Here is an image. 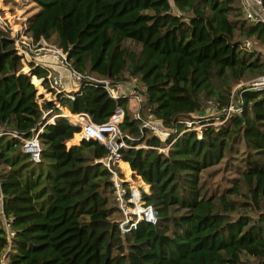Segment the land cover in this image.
<instances>
[{
    "label": "trees",
    "instance_id": "16d2710c",
    "mask_svg": "<svg viewBox=\"0 0 264 264\" xmlns=\"http://www.w3.org/2000/svg\"><path fill=\"white\" fill-rule=\"evenodd\" d=\"M27 1L33 40L52 38L82 73L134 77L143 104L170 127L202 112L206 98L224 104L246 73H264V50L243 45L264 46V25L246 21L238 0ZM29 68L46 83V68ZM240 94L241 112L205 125L202 138L185 131L164 140L141 136L129 99L110 98L96 82L83 80L72 98L59 94L95 123L122 109L126 146L117 151L148 185L142 197L155 220L121 231L100 160L107 148L94 138L65 144L78 126L60 115L45 121L43 111L57 109L36 93L0 27V264H264V92ZM34 132L37 160L21 148V137ZM171 139L165 152L154 147ZM141 141L146 148L135 147ZM237 151L235 176L209 189L201 172Z\"/></svg>",
    "mask_w": 264,
    "mask_h": 264
},
{
    "label": "built area",
    "instance_id": "2783aa9c",
    "mask_svg": "<svg viewBox=\"0 0 264 264\" xmlns=\"http://www.w3.org/2000/svg\"><path fill=\"white\" fill-rule=\"evenodd\" d=\"M243 18L248 22L259 21L264 25V7L260 0H238ZM9 16V15H8ZM19 21L16 17H1L0 27L4 28L7 35L13 43V49L19 57L20 69L27 73L31 80L35 79L42 89L41 98L49 100L57 109L53 112L51 108L43 111V116L48 115L46 122H51L53 117L60 115L65 117L70 123L76 124L78 129L71 133L67 139L74 137L75 141L66 143V145L76 144L80 139L94 138L100 141L106 148L107 154L100 158L105 167L111 173L113 187V197L118 207L120 217L118 227L121 231H126L134 227L140 219L153 222L155 220L154 212L150 204L146 203L142 197L143 192H148L138 174L128 169L127 173L121 171L120 162L123 161L118 154V147H125L124 137L118 128V123L122 118V109L118 105L107 119L100 123L92 122L88 115L82 111H70L60 103L59 94L72 98V92L79 90L83 80H89L98 83L105 93L112 99L119 96H125L131 103V117L138 122L139 134L142 136L144 131L158 137L161 140L166 139L175 132L177 137L185 131H191L196 139L202 138L203 127L207 124L217 126L228 120L232 114H239L242 109V97L240 92L244 89H254L264 92V73L256 75L246 82H235L229 91L227 101L220 104L219 101L212 98L205 99V109L199 113H192L189 117L182 120V125L170 127L155 116L149 106L143 104V95L140 87L136 84L135 78L130 77L123 81H113L107 77L95 76L89 73H82L75 69L66 58V52L54 42H50L43 37L33 40L25 31V15H19ZM248 47L249 41L243 42ZM29 63L39 64L47 69L46 83L43 84L40 78H36L30 73ZM22 66L24 68L22 69ZM60 69L67 73L69 86L65 89L63 85V75ZM123 82H130L128 88L123 87ZM36 89V87H35ZM36 93H40L36 91ZM41 94V95H42ZM40 98H38L39 100ZM39 130V129H38ZM21 148L28 152L33 160L38 159L39 141L37 133L34 132L29 137H21ZM169 142L164 145L154 146L158 151L165 152ZM135 147L146 148L144 141L137 143ZM119 167L115 169L112 165ZM133 177V178H132ZM124 182V183H123Z\"/></svg>",
    "mask_w": 264,
    "mask_h": 264
},
{
    "label": "rangeland",
    "instance_id": "374dc122",
    "mask_svg": "<svg viewBox=\"0 0 264 264\" xmlns=\"http://www.w3.org/2000/svg\"><path fill=\"white\" fill-rule=\"evenodd\" d=\"M27 0H0V18L1 17H13V15L16 17L15 21H19V15L21 16L22 13H27L30 10H27V8L31 5V2H28ZM29 5V6H28ZM33 5V4H32ZM9 15V16H8ZM0 25H2L0 23ZM50 42H53L52 38L46 39ZM131 47L135 48L134 45H130ZM247 49H261L264 50V46L262 45H257L256 43H252V41L249 39V45ZM24 68V66H22V69ZM256 76L255 73H251L248 72L246 73L239 81L241 82H246L252 78H254ZM34 84V86L36 87V91L40 92L39 94H42V89L41 87H39V83L37 80L33 79L31 80ZM130 83V82H129ZM128 82H123V87L124 88H128L129 86ZM235 83V82H234ZM232 83V85L234 84ZM42 96H44V94H42ZM241 145H239V149H241ZM235 155V156H234ZM239 156V151H237L236 153H233L231 156H229V154H226L225 158H223L221 160V162H219L218 164L211 166V167H207L206 169H204L201 174H202V178H204L207 182V184L209 185V189H212L214 186H216V190H220L222 187L228 185V183L226 182V180L229 177L235 176V174L232 172V167L234 165V163L237 162V158ZM226 158H229V163H227L225 165V169L223 168L224 165V161ZM212 169H216L214 172H212L211 174H208L209 170ZM133 178V177H132ZM5 255H2L0 257V261H2V259L4 258Z\"/></svg>",
    "mask_w": 264,
    "mask_h": 264
},
{
    "label": "crops",
    "instance_id": "0c3cea01",
    "mask_svg": "<svg viewBox=\"0 0 264 264\" xmlns=\"http://www.w3.org/2000/svg\"><path fill=\"white\" fill-rule=\"evenodd\" d=\"M237 2H238V1H237ZM238 3H239V2H238ZM60 72H61V74L63 75V85L65 86V89H67V87L69 86L67 73H66L64 70H62V69H60ZM121 162L124 163V165L127 167V169H130L129 166H128V164H127V162H126L125 160H123V161H121ZM120 164H121V163H120ZM119 167H120V169H121V171H122V165L119 166ZM119 167H118V168H119ZM123 172H124V171H123ZM141 181H142V179H141ZM142 183L144 184L146 190L148 191V185H147L146 183H144L143 181H142ZM2 260H3V259H2Z\"/></svg>",
    "mask_w": 264,
    "mask_h": 264
}]
</instances>
